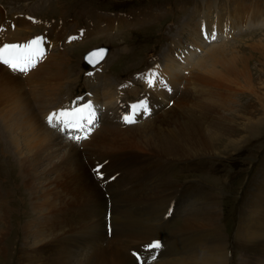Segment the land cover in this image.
Returning a JSON list of instances; mask_svg holds the SVG:
<instances>
[{
	"label": "bare ground",
	"instance_id": "6f19581e",
	"mask_svg": "<svg viewBox=\"0 0 264 264\" xmlns=\"http://www.w3.org/2000/svg\"><path fill=\"white\" fill-rule=\"evenodd\" d=\"M3 20L4 12L0 7V26L12 28L3 30L4 33L1 28L5 39L10 36L7 42L27 40L31 36L18 35V26L15 27L13 18L9 23H1ZM221 21L223 26L227 24L223 17ZM194 27L192 24L189 28ZM29 31L24 27V32ZM222 36L219 30L216 40ZM46 41L45 48L46 45L58 47L57 36ZM205 41H200V46ZM209 43L212 42L206 44ZM219 44L226 45L221 42L208 47ZM66 58V52L51 51L45 59L47 61L29 68H34V71L24 75V93L22 81L16 83L17 77L10 74L11 71L15 75L16 71L0 64V87L9 88L2 93V96L8 94V99L0 98L2 133L18 141L15 128L22 123L24 132L28 127L25 141L33 142L32 149H28L30 153L25 152L30 158L26 162L24 160V189L30 216L23 220L24 251L21 249L18 264H134L128 250L141 245L147 249L149 240L159 238L167 230L164 226L170 220H162L160 215L169 200L174 202V195L184 181L182 179L190 177L177 178L171 174V169L179 165L178 162L198 156H219L221 147L215 146L218 142L225 144L224 150L233 152L261 137L264 101L259 103L255 116L243 112L233 98L232 84L199 60L194 61L195 70L186 80L182 64L176 63L169 73L159 72L153 86L149 87L147 80L153 78L152 73L156 77L159 71L154 65L147 70L135 97L122 96L131 100L129 105L120 103L124 100L116 88L108 91L99 80L92 83L93 106L103 112L93 133L87 134L88 131L82 130L78 134L87 139L80 147L70 137L51 128L46 120L50 112L61 107L57 100L61 97L63 78L67 76L66 69L62 68ZM100 67L97 65L93 69ZM227 72L233 74L235 67L229 66L224 71L225 74ZM201 73L203 76L199 79ZM104 75L102 73L100 77L110 81L109 76ZM244 80L247 82L245 76ZM185 83L190 85L189 90H186ZM177 85L182 90L173 102L169 91ZM18 92L23 96H19L15 103L14 97ZM157 96L168 98V104L172 103V106L162 107ZM141 100H146L147 110H133L131 106ZM130 109L135 112L134 122L126 123L123 117L129 114ZM14 111L21 112L23 122L12 113ZM38 112H43V115ZM133 155L141 157L135 167L128 168L124 158ZM37 160L43 165L39 170L33 167ZM262 161L264 166V156ZM92 164L98 168V176L89 171L87 165ZM44 172L50 174L37 179V173ZM114 173H118L113 180L115 183L126 185L128 182L130 185L125 190L123 186L118 189L107 187L113 198L114 213L113 218L110 216L112 229L108 236L105 227L107 198L103 195L101 181ZM204 180L199 178L195 181L197 186L188 198L177 196L175 211L181 206L184 213L169 229V237L173 238L175 246L166 244L160 251L162 256L147 264H264V167L251 181L244 201L237 203L236 226L231 241L221 230L224 214L222 189L217 186L214 191L209 188L203 193L206 187H210ZM133 194L138 196L130 204L129 198ZM160 226L164 229L158 233L151 232ZM0 236H3L1 230Z\"/></svg>",
	"mask_w": 264,
	"mask_h": 264
},
{
	"label": "rangeland",
	"instance_id": "374dc122",
	"mask_svg": "<svg viewBox=\"0 0 264 264\" xmlns=\"http://www.w3.org/2000/svg\"><path fill=\"white\" fill-rule=\"evenodd\" d=\"M191 1H194L195 10H192L191 6L189 7L192 3ZM199 1L0 0V7L4 12V20L1 23H9L13 18L15 27L18 26L16 29L17 34H30L31 36L28 38L36 34V36L53 40L57 36L58 47L46 45L45 48L47 41H44V57L38 59L36 63L40 64L47 61L45 59L49 57L51 51L53 53L58 51L67 53V58L62 64V68L66 69L65 75L67 76L63 78L61 97L57 100V105L61 107L71 106L73 101L77 100V97L83 98L77 101V104L92 102L95 96L90 93V89L96 82L95 80H99L101 86L105 85L108 91L116 88V91L120 94L119 96L124 100V104H127V102L131 101L129 99L138 94V88L143 85L147 70L154 67V65L159 68L155 81L159 72L169 73L174 70L176 63L182 64V74L186 80L195 70L193 68L194 61L199 60L200 63H207L208 67L217 75H221L222 79L225 77L227 83L232 84L233 98L236 104L242 107L243 112L255 116L260 107L259 103L264 101V28H259L260 31H257V29L250 30L242 35H239V33L243 27L248 28L251 25L264 27V12H262L264 11V0H238L233 7H230L231 4H224V6L230 7L233 11L232 18L229 19L221 13H219V16L221 20L223 17L227 22L226 25L236 30L237 34L230 35V31L225 36L228 37L230 35L231 38H234H229L225 41L220 38L209 44H206L207 41H205L202 46L199 44L203 39L200 36L198 26L202 22L211 29L212 24L216 23L218 29L222 31L223 22L211 21L210 16L219 4H223L224 1L228 0H201V5ZM205 1L207 2L205 3ZM202 6L204 7L202 17L196 18L201 13ZM111 10L114 11L106 12ZM24 18L27 21L22 24ZM192 24L195 27L189 28ZM50 25H52L51 31ZM24 27L30 29V31L24 32ZM1 28L0 26V31ZM5 29L12 28L10 26L3 27V33L6 31ZM181 30L184 31L181 32ZM253 33H255V36L252 35ZM0 34V43L7 42L10 36L8 35L5 39L1 32ZM221 42L226 45L221 46L219 44V46L210 48V45ZM99 45H105L109 49L104 55L106 56L105 59L98 64L101 67L93 69V67L85 66L82 61L83 53ZM175 53L177 56L174 55ZM0 64L10 70L7 65ZM229 66L235 67L233 74L230 72L224 73ZM29 71H34V68L26 72L16 71L15 75L10 71L12 76L17 77L16 83L22 81L21 88L23 93L25 86L24 75ZM102 73H105L104 76H109L110 81L100 77ZM202 76L203 73H201L199 79ZM244 76L247 78V82L244 80ZM111 77L114 78L113 81H111ZM181 83L183 84L182 81ZM181 83L180 85H182ZM185 86L186 90L191 88L186 83ZM4 90L8 91L9 88L0 87V98L8 99V94L2 96ZM181 90L178 85L173 89L171 88L169 98L173 97L174 102ZM19 96L22 97L23 95L18 92L14 97L15 103H17ZM122 96L129 99H123ZM157 97L162 103V107L172 106V103L171 105L168 104V98L161 99V96ZM149 102L150 99L147 103ZM97 112L102 115L103 111L98 108ZM1 113L2 110L0 108V116ZM12 113L18 116L19 121L23 122L21 112L14 111ZM38 114L43 115V112H38ZM134 114L135 112L130 109L128 115L134 117ZM99 124L100 121H97L95 127ZM27 128H25L24 132L22 123L15 128L17 141L13 136L3 134V128L0 126V199H2V204H0V230L3 235L0 236V264H18L22 253L21 249L24 251L23 220L24 217L27 219L30 216L26 205L27 191L24 189V160L26 162V159L30 158L25 152L28 151L30 153L28 149L31 150L33 146V142L31 143L29 140L25 141L24 139ZM54 129L60 134L68 136L56 128ZM260 130L261 137L252 140L247 145L238 147L233 152L228 149L224 150L226 147L221 141L215 145L221 147L219 156H198L193 159L197 160V162H193L192 159L178 162L179 165L171 169V174L177 176V178L186 175L190 177L182 179L184 181L181 183V188L178 190L177 195H174V202L169 200L160 215L161 219L168 216V220H170L168 225L166 224L164 227L171 228L174 226L178 217L180 218L184 213L181 210V206L175 211L177 196L188 198L197 186L195 181L201 178L203 180L206 179L207 185L210 186L206 187L203 193L209 188L214 191L217 186L221 187V207L224 212L221 219V230L224 235L229 237L230 241L232 240V233L236 226L235 209L237 203L244 201L251 186V181L264 167L262 164L264 156V123ZM93 131L94 129L91 128L87 134L93 133ZM235 131L237 132L238 130L236 129ZM74 135H78V133H74ZM71 139L76 141L80 147L87 140L84 137L78 140ZM207 145H209L208 141ZM139 157L141 155L124 158L127 166L129 165L128 168L135 167ZM37 161L33 163V167L39 170L43 165L41 161ZM87 166H89V171L93 175H99V170L95 165ZM49 174L46 172L37 173V179ZM103 182L106 187L112 189H115V187L118 189L123 186L122 188L125 190L130 185L128 182H126V185H122V183L118 185L108 178ZM9 187L11 188L10 190H8ZM113 191L115 192L116 190ZM137 196V194L130 196V204H132V199ZM112 199L110 197V205ZM178 204L180 205V203ZM137 206L138 204H136ZM138 216L140 217L139 210ZM162 227H157L151 232L158 233L163 229ZM169 236H171L169 230H165L160 235L161 246L156 249L151 248L153 255H158L165 244H173L175 246L173 238ZM234 254H236V251ZM233 262H236V259Z\"/></svg>",
	"mask_w": 264,
	"mask_h": 264
},
{
	"label": "snow or ice",
	"instance_id": "6c2138e0",
	"mask_svg": "<svg viewBox=\"0 0 264 264\" xmlns=\"http://www.w3.org/2000/svg\"><path fill=\"white\" fill-rule=\"evenodd\" d=\"M212 38H215V30L213 29ZM44 38L41 36L33 37L25 43H3L0 44V63L7 65L9 68L19 72H26L29 68L34 67L39 58L44 54L43 48ZM103 49L96 50L89 54L90 62L95 63L92 59L96 56H101ZM153 78H149L147 83L149 87L153 86L155 82V74H151ZM82 97H77L71 106H63L50 112L47 117V123L56 128L58 131L67 134L70 138L81 139L79 133L83 131H90L97 121L96 109L91 101L83 104H77V101L82 100ZM133 110L144 109L147 110L146 100H141L138 104L131 106ZM126 123H133L132 115H125L123 117ZM160 242L153 241L147 247L156 249L159 248Z\"/></svg>",
	"mask_w": 264,
	"mask_h": 264
},
{
	"label": "water",
	"instance_id": "95a60500",
	"mask_svg": "<svg viewBox=\"0 0 264 264\" xmlns=\"http://www.w3.org/2000/svg\"><path fill=\"white\" fill-rule=\"evenodd\" d=\"M100 49H103L104 50L103 53L101 54L102 55V58H101V56H96V57H93L92 58L96 62L95 63L90 62V60H89V54L90 53H93L96 50H100ZM106 51H107V48L105 46H99V47L92 48V49H90V50H88L87 52L84 53L83 60H84V62H85L86 65H88V66H95L97 63H99L103 59L104 55L106 54Z\"/></svg>",
	"mask_w": 264,
	"mask_h": 264
}]
</instances>
